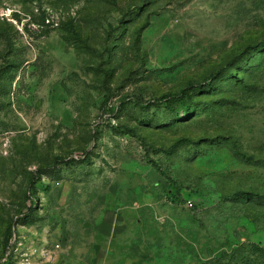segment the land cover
<instances>
[{
    "label": "rangeland",
    "instance_id": "rangeland-1",
    "mask_svg": "<svg viewBox=\"0 0 264 264\" xmlns=\"http://www.w3.org/2000/svg\"><path fill=\"white\" fill-rule=\"evenodd\" d=\"M241 243L264 248V0H0V264Z\"/></svg>",
    "mask_w": 264,
    "mask_h": 264
},
{
    "label": "trees",
    "instance_id": "trees-1",
    "mask_svg": "<svg viewBox=\"0 0 264 264\" xmlns=\"http://www.w3.org/2000/svg\"><path fill=\"white\" fill-rule=\"evenodd\" d=\"M66 29L69 33H74V29L72 26V23H68L66 25ZM3 37V36H2ZM6 39V37H3ZM17 63V58L15 57L13 59V63L11 64L12 66H15ZM205 85L203 86H198V89H205ZM193 88H186L185 90H182L181 92L175 94V95H169L167 97H163L161 99L162 101H165L169 104H172L174 102H183L185 101L187 91ZM157 102H153V105L156 104ZM149 107L152 106V104H148ZM148 164H150L157 173H159L161 176L166 177L164 172L160 169L158 164L154 162L153 160L147 158L146 160ZM83 162H88L87 158L83 160ZM169 183L172 185V188L174 189V193L176 196V199L182 200L181 197V188L178 186V184L173 181L170 178H167ZM240 195L242 194H234L232 197L225 198V201H232L236 200ZM32 206V202H30V207ZM13 235V230L11 227H9L6 231V245L9 244L10 239L12 238ZM208 264H264V248L261 247L258 244H239L236 245L235 247H229L228 249L224 250L221 254L217 255L215 258L211 259Z\"/></svg>",
    "mask_w": 264,
    "mask_h": 264
}]
</instances>
